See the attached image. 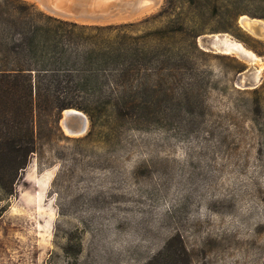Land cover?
I'll use <instances>...</instances> for the list:
<instances>
[{"label":"rangeland","instance_id":"rangeland-1","mask_svg":"<svg viewBox=\"0 0 264 264\" xmlns=\"http://www.w3.org/2000/svg\"><path fill=\"white\" fill-rule=\"evenodd\" d=\"M143 8L101 24H133L127 46L148 55L136 106L67 108L87 116L81 135L65 130L67 109L39 112L38 153L0 186V264H264V0ZM214 34L254 59L204 48ZM34 191L32 215L20 196Z\"/></svg>","mask_w":264,"mask_h":264},{"label":"trees","instance_id":"trees-1","mask_svg":"<svg viewBox=\"0 0 264 264\" xmlns=\"http://www.w3.org/2000/svg\"><path fill=\"white\" fill-rule=\"evenodd\" d=\"M133 24H81L56 18L24 0H0V186L11 188L39 151V112L67 108L130 111L136 62L127 46ZM119 33L116 36L114 32ZM29 179V178H28ZM35 187L34 179H30ZM34 194L20 200L35 215Z\"/></svg>","mask_w":264,"mask_h":264},{"label":"water","instance_id":"water-1","mask_svg":"<svg viewBox=\"0 0 264 264\" xmlns=\"http://www.w3.org/2000/svg\"><path fill=\"white\" fill-rule=\"evenodd\" d=\"M48 14L81 24H112L118 21L133 19L140 13L142 0H38ZM217 34L207 37L203 47L217 52ZM220 37L224 34H219ZM242 80V77H241ZM80 117V118H79ZM83 124H79L80 121ZM63 125L71 129L72 133H85L88 119L86 115L78 113H64Z\"/></svg>","mask_w":264,"mask_h":264},{"label":"bare ground","instance_id":"bare-ground-1","mask_svg":"<svg viewBox=\"0 0 264 264\" xmlns=\"http://www.w3.org/2000/svg\"><path fill=\"white\" fill-rule=\"evenodd\" d=\"M148 3H149V0H142L141 5L139 6L140 13L143 12V9L146 8V7L145 8H143V7L146 6ZM254 22H256V23H254ZM241 23H242L243 27L245 29H247L248 31H250L251 33L259 34V32H261V30H262V29H260L258 27L259 25L257 24V21L252 20V19L250 20L248 18V16H243ZM263 29H264V27H263ZM262 32H264V31L262 30ZM216 37L218 39V42L216 43V46L218 47V50H217L218 53H220V52H223V53H237V54H239L241 56H247L248 55L249 57H251V59H254V57L251 54H249L248 52L244 51V49H242L241 45H239L232 38L228 37L227 34L222 35V37H220V35L217 34ZM260 73H261V70L258 71V72L252 73L251 74V78H250L251 82L248 83V84H252L253 86L256 85L259 82V80H260ZM69 112L78 113L79 116L83 115V113L81 111H78L76 109H67L65 111V114H67ZM82 121H80L79 124H83ZM62 123H64L63 120H62ZM64 127H65V130L68 133L72 134V135H81V134H83V133H78L77 131L72 133L73 130L71 131V129H69L67 126H64ZM87 127H88V123L86 124V128Z\"/></svg>","mask_w":264,"mask_h":264}]
</instances>
